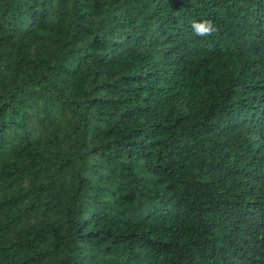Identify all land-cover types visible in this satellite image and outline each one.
Masks as SVG:
<instances>
[{"label": "trees", "instance_id": "16d2710c", "mask_svg": "<svg viewBox=\"0 0 264 264\" xmlns=\"http://www.w3.org/2000/svg\"><path fill=\"white\" fill-rule=\"evenodd\" d=\"M0 264H264V0H0Z\"/></svg>", "mask_w": 264, "mask_h": 264}, {"label": "clouds", "instance_id": "9594fccd", "mask_svg": "<svg viewBox=\"0 0 264 264\" xmlns=\"http://www.w3.org/2000/svg\"><path fill=\"white\" fill-rule=\"evenodd\" d=\"M196 36L208 38L218 32L217 26L211 20L193 21L191 24Z\"/></svg>", "mask_w": 264, "mask_h": 264}]
</instances>
